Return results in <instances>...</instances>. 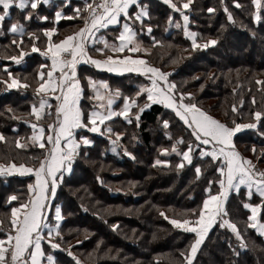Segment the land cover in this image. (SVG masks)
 Instances as JSON below:
<instances>
[{
  "label": "trees",
  "instance_id": "trees-1",
  "mask_svg": "<svg viewBox=\"0 0 264 264\" xmlns=\"http://www.w3.org/2000/svg\"><path fill=\"white\" fill-rule=\"evenodd\" d=\"M154 1L163 3L162 0ZM238 2L243 5L242 8H237L233 0H193L192 10L188 12L189 27L196 30L198 45L209 39L217 40V44L207 48H192V40L184 35L182 20H179L180 28L175 26L177 15L170 7L164 12L149 5L150 14L155 16L149 23L156 27L151 35L144 34L147 40L153 37L161 39L160 44L153 46L144 56L152 65L170 73L176 91L191 93V98L187 97L188 102L195 103L214 118L230 125L233 120L237 123L253 122L251 113L264 112V20H253L251 12L254 9L250 0ZM225 7L232 13L235 23L228 21ZM208 8H213L214 12L209 13ZM54 11V6L40 3L35 10L30 5L25 10L12 8L11 17L2 22L1 47H4V41L21 38L7 33L15 14L21 20H25L29 12L47 15L50 22L48 28L55 26L58 31L68 20L55 22ZM169 15L173 17L171 24L168 22ZM24 20L19 23L25 26V34L44 25L42 19L34 15L28 21ZM74 22L76 19L68 21L69 26L78 24ZM133 28L138 31L135 24ZM110 29L111 26L107 35L111 39L114 34L115 39L117 32H110ZM115 29L112 28L113 31ZM25 34L22 38L28 36ZM137 36H140L138 32ZM26 41L22 48L32 47V43ZM35 44L40 49L44 48L38 42ZM95 49L92 48L93 53L99 54ZM8 53L14 55L17 52ZM27 53L18 65L8 57L0 56L2 74L7 75L3 67L8 62H11L7 66L12 73L19 72L23 76L37 73L38 70L33 67L45 60L39 52L30 50ZM85 72L91 73L92 78L101 76L87 67L81 71ZM130 77L137 78L123 75L110 76L108 80L111 87L113 83L124 90L138 91L134 84L128 85L132 82L128 81ZM29 84L34 85L33 81H28ZM4 86L0 83V133L6 137V141H0V162L11 160L16 164L37 165V158H43L45 150L27 138L33 132L30 123H39L31 120L34 116L30 113L32 105H38L41 95L29 88L4 89ZM138 99L139 104L146 101L143 95ZM233 105L236 112L232 111ZM133 110L137 112L138 108ZM51 117L46 115L43 118L45 128L52 121ZM131 119V123L122 117L109 121L113 133L124 132L119 145L108 139L113 133L108 136L90 133L92 144L81 146L71 172L63 175L55 198L62 209V243L66 248L71 246L81 264H186L181 252L188 251L195 234L175 228L170 221L191 218L192 210L202 206L209 180L219 176L215 172L216 165L210 157L201 158L198 149L193 153L190 164L181 155L172 152V146L179 137L184 138L183 144L176 145L181 153L194 137L171 109L153 103L140 113L139 121L132 116ZM163 120L169 121L167 129ZM132 130L137 138L130 132ZM246 131L248 129L234 137L242 152H246L247 146L252 144H264V136L260 135L264 132V118L257 124L258 137H247ZM17 138L26 147L17 148ZM160 147L168 151L164 152ZM157 160L166 163L157 164ZM179 164L183 166L177 167ZM197 166L201 167L199 177L195 173ZM29 182L30 177L0 175V219L5 218L4 215L15 203L26 199ZM217 188L218 185L214 184L213 193ZM12 194L18 199L9 203L7 197ZM259 200L255 192L249 200L245 189H240L239 194L231 193L226 203L228 216L225 219L236 224L242 240L237 239L227 226L219 227L217 221L209 229L192 264H264V236L248 226L250 211L242 206L244 202L256 204ZM161 212L165 215L161 216ZM261 219L264 221V210ZM9 224L10 220L4 227L9 228ZM242 244L246 246L242 247ZM58 254V264H76L66 251Z\"/></svg>",
  "mask_w": 264,
  "mask_h": 264
},
{
  "label": "snow or ice",
  "instance_id": "snow-or-ice-1",
  "mask_svg": "<svg viewBox=\"0 0 264 264\" xmlns=\"http://www.w3.org/2000/svg\"><path fill=\"white\" fill-rule=\"evenodd\" d=\"M31 3V9L35 10L40 3V0H0V35H3L2 22L9 16L10 7L15 5L20 10H25L27 5ZM49 0H43L47 4ZM71 0H65V5L69 4ZM223 2V0H222ZM163 3L168 5L174 12L180 14L184 21L183 30L186 37L192 39V48L198 47L207 48L210 45L217 44L216 39H209L204 44L198 45L196 40V33L188 30L189 16L185 14V9H189L193 0H179V3L173 0H163ZM237 8H242L238 0H233ZM253 7L251 16L254 21L261 22L264 20V0H250ZM135 5L137 11L129 15L130 6ZM86 12V15L81 13ZM209 13L214 12L213 8H208ZM224 11L227 13L229 22L235 23L234 17L228 8ZM74 17L80 18L83 21V27L78 31L66 36L64 39L54 42L52 40L53 34L57 31L56 28L44 29L43 33L48 37L47 47L40 49L36 46L35 41L39 39L34 33L28 32L27 35L33 40L31 51L39 52L42 56L51 60L50 67L46 64L40 65V71L36 73L39 80L36 94L40 95L51 94L54 97L56 104L54 108L55 119L44 125L39 123H30L33 129L32 135L27 139L32 141L40 149H44L43 158L38 159V166H26L24 163L16 164L11 160L7 163H0V175H11L13 172L20 174L33 173L35 175V183L29 184L28 190L30 195L26 203H20L18 207L11 208L10 228L6 238L0 239V264H57L56 257L51 251L45 252L42 247V241H47L51 250L66 251L69 257L81 264L78 257L71 251V246L63 249L61 244L56 242L57 237H61L60 221L62 220V209L59 205L53 204V200L57 194V188L62 183L65 172H71L73 162L79 155L81 146H88L92 141L84 135H79L77 138V130H86L91 133L112 134L113 129L107 125L106 121H112L113 117H123L128 123L132 122L130 112L135 106L138 111L134 113L135 118L139 121L140 113L144 109L151 106L152 103L162 104L165 108L171 109L175 116L190 129V135L194 140L187 143L186 149L181 153L178 151L176 145L183 144L184 138L179 137L172 146V152L182 155L183 160L189 164L192 162L191 153L199 150L201 158L210 157L215 167V172L219 176L215 180H209L208 187L205 189L207 193L206 198L202 201V206L198 209L192 210L191 218L172 219L170 223L178 229H183L186 232L195 234L194 240L191 242L187 252H181L185 257L186 264H192L193 257L196 255L198 248L203 243L207 236L209 229L219 221V227L227 226L236 235L237 239L242 240L241 234L235 223L225 219L228 216L226 208V201L229 193L235 191L239 194L241 186L247 188L246 196L249 200L253 196V189L258 194L259 203L253 204L244 202L243 208L250 210V215L247 217L249 227L257 229V231L264 233V223L258 218L264 210V170H258L251 159L243 156L236 150L234 144V137L244 129H257V124L264 118V112L255 111L251 113L252 121L249 123H237L235 120L229 123L222 122L219 119L211 116L207 111L198 107L195 103H185V97L191 98V93L181 92L179 96L176 93V84L170 82L168 77L170 73L161 71L160 68L151 65L145 57L130 55L131 53H145L149 54L148 48H142L136 42L137 31L133 28V24L139 22L140 31H146L151 35V25L145 26L144 19L149 17L148 6L142 5L138 0H99L96 3H88L85 0L83 9L76 7L73 9ZM62 13L57 11L55 18L57 21L61 19ZM31 17V12L25 16V20ZM124 19L122 31L116 40L118 44L113 43L109 45L108 41L100 37L104 47L96 48L95 51L103 55L105 51L111 53H126L124 55H107L104 59H96L89 54L87 45L94 43L96 33L109 25H116L120 19ZM46 20L47 17H40ZM131 21V23H129ZM173 17L168 16V22L171 24ZM177 28H180V23H176ZM11 34L19 35L21 40L17 42L13 40L12 43L20 48L19 54L10 56L8 59L14 61L17 65L21 63L22 59L28 55L21 47L24 41L26 29L23 24L12 23L8 28ZM160 44V41L153 37V45ZM81 61L90 63L97 68H105L109 72H135L147 76L150 83L148 85H141L134 97L124 96L123 106L119 111L113 110L111 105L112 99L107 100V106L100 103L98 106H93V110L85 112L80 106V98L83 94V87L81 81L77 77L76 66ZM48 69L45 71V69ZM3 71L7 74L8 79L0 78V83L6 85L8 89L14 88H28L27 83H22L20 79L13 76L9 71L8 66L3 67ZM58 71V75L54 73ZM87 86L89 88H96V81L91 77H87ZM257 83H261L257 81ZM99 84L107 88V82L100 81ZM114 95H120L119 90H116ZM146 97L143 106H140L138 99ZM93 99L103 101L99 91H96ZM242 103V101H241ZM53 105L46 99L41 97L39 106L32 105L30 115L35 117L36 121L52 115ZM48 109L46 112L45 110ZM99 109H104L100 111ZM9 111H11L9 109ZM232 111L236 112V106H232ZM104 125V128H101ZM164 128L169 127V121L163 120ZM121 133H116V140H112L115 144L119 139ZM264 136V132L260 133ZM111 139V135L109 136ZM0 141H6V137L0 133ZM17 148L26 147L22 144L20 139L15 141ZM211 145V148L203 146ZM115 151V149H113ZM162 151L167 152V149ZM251 152L256 154L255 145L252 146ZM131 155V153H128ZM264 156V150L261 152ZM257 156V160L261 159ZM6 159V157H5ZM157 164L166 163L165 161H156ZM182 164L177 167H182ZM196 176L201 175V167L195 168ZM218 185L215 193H213V185ZM15 194L9 195L7 201L17 200ZM49 213H54L49 215ZM161 216L165 214L160 213ZM167 219V217H165ZM52 219L55 223H49ZM0 220V225H3ZM115 227V226H113ZM44 229H47V234L44 235ZM2 230V228H0ZM79 243V241H77ZM246 246L244 244L241 245Z\"/></svg>",
  "mask_w": 264,
  "mask_h": 264
},
{
  "label": "rangeland",
  "instance_id": "rangeland-1",
  "mask_svg": "<svg viewBox=\"0 0 264 264\" xmlns=\"http://www.w3.org/2000/svg\"><path fill=\"white\" fill-rule=\"evenodd\" d=\"M163 1V0H162ZM173 2H176V3H179V2H177V0H173ZM142 5H144V4H146L147 6H148V11H149V17L148 18H145L144 19V24H145V26H147V25H151V27H152V30H153V28L155 29V25L154 24H152V23H149L150 21V19H154L155 18V16H153V15H151L150 14V9H149V5L151 6H153V7H156V8H158V9H160V10H162V11H166L167 10V7H169L168 5H166V4H164V3H162V2H155L154 0L152 1V0H144L142 3H141ZM83 7H84V5H83ZM83 7L81 8V9H83ZM192 4L190 5V7H189V9H185L184 11H185V14H187L188 16L190 15V13L188 14V12L190 11V10H192ZM82 15H86L87 13L86 12H83L82 11V13H81ZM175 14L177 15V18H176V23L178 22L179 23V20L181 19L182 20V23H183V25H184V21H183V19H182V17L180 16V14L179 13H177V12H175ZM28 15V13L26 14V16ZM31 15H34V17L35 18H37V19H40V17H47V19L46 20H41V22H44V25L41 27V29H38V30H32V31H30V32H32V33H34L37 37H39V39H37L35 42H38V43H40L41 45H43L44 46V48H42V49H45L46 47H47V42H48V37H46L45 35H44V33H43V30L44 29H51V28H48V24L50 23H48V16L47 15H41L40 13H35V14H33V12H31ZM71 17L72 18H66L65 20H63V21H66V20H68V21H71V20H74V19H76V22H74V23H78V24H73V23H71V24H73L72 26H69L70 25V23H68V21H66L65 23H63V24H65V25H61L60 27L61 28H59V30L58 31H56L54 34H53V36H52V40L54 41V42H58L59 40H62V39H64L66 36H68V35H71L72 33H74V32H76L78 29H80L81 27H83V21L80 19V18H75L74 17V13H72V15H71ZM14 18H15V20H14V22H16V23H19V22H21L22 23V20H24V19H22L21 20V17L18 15V14H15L14 15ZM51 19H52V17H50ZM49 18V19H50ZM29 19H27V21H28ZM25 21V20H24ZM51 22H52V20H51ZM189 23H190V17H189V22H188V25H187V27H188V30L190 31V32H195L196 34H197V32H196V30H191L190 29V27H189ZM134 25V24H133ZM135 26H136V28H137V32H138V34L140 35V36H136V38H135V40H136V42L137 43H139L140 45H141V47L142 48H148L149 50L153 47V46H155V45H153V38H151V39H148L147 40V38H145L144 37V34H147V35H149L148 33H147V31H146V28H145V31H143V32H141L140 31V24H139V22H136L135 23ZM54 28H56L55 26H54ZM76 29V30H75ZM75 30V31H74ZM25 35H27V33L25 34ZM61 37V38H60ZM110 37H112L111 36V34H110ZM109 37L107 36V39H108ZM190 38V37H189ZM196 38V37H195ZM23 39V41L25 42V40H27L26 42H31V43H33V40L29 37V36H27V37H25V38H22ZM191 39V38H190ZM13 40H16L17 42H19L20 40H21V38H14ZM12 40V41H13ZM151 40V41H150ZM156 40H158V41H160L161 42V39L160 38H156ZM192 40V39H191ZM12 41H4V44L6 45H4V47H6V48H4L3 46L1 47V44H0V56H2V57H10V56H15V55H18L19 54V51H20V48H17V46H16V44H13L12 43ZM28 43V44H29ZM108 43H109V45H111V44H113V43H116L117 44V40H116V38L114 39V34H113V37L110 39H108ZM99 44H100V46H99ZM99 44H97L96 46H99V48H102V47H104V44L103 43H100L99 42ZM165 45H167V44H165ZM37 46V45H36ZM22 47V46H21ZM38 47V46H37ZM1 48H2V50H1ZM24 49V51L25 52H28V51H30L31 50V46L30 47H28V48H23ZM11 51H16L17 53L16 54H14V55H8L9 53L8 52H11ZM90 53L92 54V55H94V56H100V57H106L107 55H124V54H126V53H120V54H116V53H111V52H109V51H105V53L103 54V55H101L100 53L99 54H94L93 53V51H90ZM144 54L145 53H143V52H140V53H131L130 55H132L134 58L136 57V56H141V57H145L144 56ZM146 58V57H145ZM147 59V58H146ZM148 60V59H147ZM148 62L151 64V62L148 60ZM8 64H11V62H8V63H6L5 65H8ZM41 64H45V62L44 61H39V63L37 64L36 63V65L33 67V69H35V70H38V71H40V65ZM152 65V64H151ZM153 66H155V65H153ZM155 67H158V66H155ZM159 68V67H158ZM161 69V68H160ZM48 69L46 68L45 69V71H47ZM2 70L0 69V78H3V79H8V77H7V75H4V74H2V72H1ZM37 71V72H38ZM161 71H163V72H168V71H166V70H162L161 69ZM18 75V76H17ZM21 75H22V77H21ZM13 76L14 77H17L18 79H20L21 80V82L22 83H27L28 84V81L29 82H31V81H33V83H34V85H30L29 84V89H32V90H36V88L38 87V83H39V80H38V78H37V76H36V73H34V74H26V75H24L23 76V74H19V72H15V73H13ZM91 76H93L91 73H89V72H85V73H80V81H81V86L83 87V97H82V99H81V102H80V106H81V108L83 109V110H85V112L87 113V110H88V108L90 109V106H91V103H94L95 102V99H93V96H92V94H91V91L92 90H94L93 88H89L88 86H87V77H91ZM92 78V77H91ZM100 78L101 79H103V77H101L100 76ZM106 79H107V82H108V84H109V86L111 87V85H110V83H109V80H108V77H106ZM168 79L170 80V82H173L174 83V80L173 79H171L170 77H168ZM96 80V78L93 80V81H95ZM98 81V80H97ZM96 81V82H97ZM128 81H132V82H130V83H128V85L130 84H136V85H138L135 89L137 90V89H139V87L141 86V85H144L145 83H146V81L144 80V79H139V78H134V77H130L129 79H128ZM127 81V82H128ZM112 87H113V92L115 93V91L116 90H119V92H120V96H122V97H124V96H128V97H134L135 96V93L137 92V91H130V90H124L122 87H118L117 85H113V83H112ZM111 87V88H112ZM3 88V87H2ZM4 89H6V87L4 86ZM111 90V89H110ZM176 93H177V96H179V92H177L176 91ZM138 99V98H137ZM138 101H139V99H138ZM185 103H189L188 102V100H187V97H185V101H184ZM139 103V102H138ZM143 104V103H142ZM142 104H139V105H142ZM143 106V105H142ZM134 108H137V107H134ZM133 108V109H134ZM132 109V110H133ZM89 112V111H88ZM134 113H136V112H134V110L133 111H131L130 112V117L132 116L133 117V119L135 118V115H134ZM46 116V115H45ZM48 117V116H47ZM34 119H31V120H35V117H33ZM52 118V121L54 120V115L51 117ZM136 119V118H135ZM36 121V120H35ZM34 121V122H35ZM52 121H50L49 123H51ZM39 122V124H42V125H44L45 126V119H43L42 118V120H40V121H38ZM48 123V124H49ZM107 125H109V126H111L112 128H113V126L111 125V124H109V123H107ZM47 126V125H46ZM117 126H119V124L117 125ZM116 126V127H117ZM131 133H133L134 134V136L137 138V134H136V132L134 131V130H132V131H130ZM116 133H121L122 135L120 136V138L123 136V134H124V132H114L113 134H112V137H111V139H109V137H108V139L109 140H116L115 138H116V136H115V134ZM246 135H247V137H249V136H254V137H258L259 136V133H258V131H256V129H248V131H246ZM102 135V134H101ZM105 136L107 135H109V134H104ZM86 136L92 141L93 140V136L91 135V134H89V133H87L86 134ZM243 139H245V137H242ZM242 138L241 139H239V140H242ZM260 138H263V137H260ZM237 143V141H236V139H234V144H235V146L238 148V144H236ZM116 144L117 145H119V144H121V141H120V139L116 142ZM253 145H255V147H256V154L254 155L252 152H251V148H252V146ZM247 147H249V148H247V151L246 152H242V150H240V148H238V150H239V152L243 155V156H245V157H248L249 159H251L252 161H253V163L255 164V165H258L259 167H261V168H264V156H261V152H262V150H264V144L263 145H256V144H252V145H250V146H247ZM206 148V147H205ZM160 149L161 150H163L164 148L163 147H160ZM174 153V152H173ZM176 153V152H175ZM177 154V153H176ZM191 155H193V153H191ZM199 155V154H198ZM182 156V155H181ZM257 156H261V159H259V160H257ZM0 163H2V162H0ZM26 166H31V167H37L38 166V164L37 165H27V164H25ZM31 183V182H30ZM28 198H29V195H27V197H26V199L25 200H23V201H21L20 203H26L27 201H28ZM227 203V202H226ZM18 203H15V205H17ZM59 204V203H58ZM14 205V206H15ZM10 216H11V208L7 211V213H6V215H4V219H0V220H2L4 223H3V225H1L0 226V228H2V230H0V233H1V235H4L5 233H6V230H8V231H11V228H10V224H9V228L7 227V229L4 227V225H6L7 226V223L9 222V218H10ZM6 220H7V222H6ZM0 235V236H1ZM56 242H58V243H60L61 244V246H62V248L63 249H67L66 248V246H64L63 245V243H62V236L61 237H57L56 238ZM53 252H54V254L56 255V257H57V259H58V253H62V252H65V251H62V250H59V249H57V250H52ZM72 251V250H71ZM73 252V251H72Z\"/></svg>",
  "mask_w": 264,
  "mask_h": 264
},
{
  "label": "crops",
  "instance_id": "crops-1",
  "mask_svg": "<svg viewBox=\"0 0 264 264\" xmlns=\"http://www.w3.org/2000/svg\"><path fill=\"white\" fill-rule=\"evenodd\" d=\"M138 2L141 4L142 3V0H138ZM40 4L41 5H46V6H54L55 7V11H54V21L55 22H59L60 20H62V19H66V18H72L71 17V15H72V13H74L73 12V9L74 8H76V7H83V5L85 4V0H71V2L69 3V4H67V5H65V0H49V2L47 3V4H44L43 3V0H40ZM28 5H30L31 6V3L29 2V4ZM27 5V6H28ZM17 8L15 5H13V6H11L10 7V10H9V16L8 17H6L5 19H9L10 17H11V9L12 8ZM17 9H19V8H17ZM0 11H2V6H0ZM57 11H60L61 13H62V16H61V19L59 20V21H57L56 20V18H55V13L57 12ZM137 11V9H136V7H135V5H132V6H130V8H129V15H132L133 13H135ZM125 21H124V19L123 18H121L120 19V22L118 23V24H116V25H109L107 28H102V29H100L97 33H96V38H95V42L94 43H89V46H88V50H89V54L91 55V56H93L94 58H96V59H104L105 57H100V56H94V55H92L91 53H90V51H92V48H94L95 49V47H96V45L97 44H99V42L100 43H103L102 41H100V37H103L104 39H106L107 41H108V39H107V34H108V29L110 28V26H111V31L110 32H117V36H119V34H120V32L123 30L122 29V25H123V23H124ZM13 23H16V22H13ZM129 23H130V21H129ZM12 24V23H11ZM10 27V26H9ZM112 28H116L115 29V31H113L112 30ZM79 30V29H78ZM77 30V31H78ZM7 33H9V32H7ZM17 36H19V35H17ZM119 43V41L117 40V44ZM99 46H100V44H99ZM43 58H44V60H45V64L46 65H48L49 67H50V65H51V60L50 59H48V58H46V57H44L43 56ZM84 67H87V68H90V69H93L94 71H96L97 73H99L100 75H101V77H103V79H101L100 78V76H97V77H95L96 78V80L95 81H97V83H96V88L94 89V90H92L91 91V94H92V96L94 97L95 96V94H96V91H99L100 92V94H101V96H103L104 97V99H103V101H98V100H96L95 99V102L94 103H91V106H90V109L88 108V110H87V112L88 111H91V110H93V106H98L100 103H104L105 104V106H107V100L110 98V99H112L113 100V103H112V105H111V107H112V109L113 110H116V111H119L121 108H122V106H123V103H124V100H123V97L122 96H120V95H114V92H113V88H111L110 86H109V84H108V82H107V79H106V77H110V76H113V77H121V76H123V75H134L135 77H137V78H139L140 80L141 79H144L145 81H146V83L144 84V85H148L149 83H150V81L148 80V78H147V76H145V75H142V74H139V73H135V72H109V71H107V69H105V68H97V67H95L94 65H91L90 63H86V62H84V61H81L79 64H77V66H76V71H77V77L78 78H80V73H81V71L82 70H84ZM103 74H105L106 76H103ZM56 75H58V71L56 72V73H54V76H56ZM95 78H92V80H94ZM169 80V79H168ZM100 81H105V82H107V85H108V87L107 88H104V87H102L100 84H99V82ZM170 81V80H169ZM138 85H136V84H134V87L136 88ZM111 89V90H110ZM41 95V97H43L44 99H46L50 104H52L53 105V107H52V109H51V111H52V115L51 116H53L54 115V119H55V112H54V108H55V104H56V101H55V99H54V97L53 96H51V94H44V93H41L40 94ZM82 97H83V94H82V96H81V98H80V101H79V103L81 102V99H82ZM41 99V98H40ZM40 101V100H39ZM153 104V103H152ZM151 104V105H152ZM162 105V104H161ZM37 106H39V102H38V105ZM135 107V106H134ZM133 107V108H134ZM132 108V109H133ZM149 108V107H148ZM100 111H104V109H99ZM145 110V109H144ZM46 112L48 111V109H46L45 110ZM132 111V110H131ZM115 117H113V119H114ZM123 118V117H122ZM106 124L107 123H109V121H106L105 122ZM101 128L103 129L104 128V125H101ZM77 132H78V135H77V138H79V135H84V136H86V134L87 133H91V132H88V131H86V130H77ZM91 134H100V133H91ZM101 135V134H100ZM236 147V146H235ZM207 148L208 149H210L211 148V145H208L207 146ZM236 150L237 151H239L238 150V148L236 147ZM67 173H69V172H65L64 174H67ZM13 174H15V175H18V176H20V177H30V182H31V184H34L35 183V175L33 174V173H27V174H20L19 172H13L11 175H13ZM30 182H29V184H30ZM241 189H245L246 190V192H247V188L246 187H244V186H241ZM253 192H255V190L253 189ZM231 193H236L235 191H231L230 193H229V196L231 195ZM29 195V198H30V193L28 194ZM229 196H228V198H229ZM29 198H28V200H29ZM56 198V197H55ZM55 198H54V200H53V204H55V205H59L60 206V204H58V202H56V200H55ZM228 200V199H227ZM227 202V201H226ZM20 204V203H19ZM19 204H17V205H13L11 208H13V207H18L19 206ZM250 211V210H249ZM263 211V210H262ZM54 213H49V215L51 216V215H53ZM261 214H262V212H261ZM261 214H260V216L258 217L259 219H260V221L262 222V223H264V221L261 219ZM62 221H63V218H62V220L60 221V225H61V223H62ZM49 223H55V221L54 220H52V219H50L49 220ZM257 230V229H256ZM259 232V231H258ZM259 233H261V232H259ZM47 234V229H44V235H46ZM263 236H264V233H261ZM6 236H7V233H5L4 235H1L0 236V239H4V238H6ZM42 247L44 248V250H45V252H49V251H51L52 252V254L56 257V255L54 254V252L50 249V246L47 244V241L45 240V241H42ZM56 260H57V257H56ZM57 264H58V261H57Z\"/></svg>",
  "mask_w": 264,
  "mask_h": 264
},
{
  "label": "built area",
  "instance_id": "built-area-1",
  "mask_svg": "<svg viewBox=\"0 0 264 264\" xmlns=\"http://www.w3.org/2000/svg\"><path fill=\"white\" fill-rule=\"evenodd\" d=\"M87 2H88V3H93V0H87ZM95 2H96V3H99V0H95ZM88 46H89V44L87 45V48H88ZM256 168H257L258 170H264V168H261V167H259L258 165H256Z\"/></svg>",
  "mask_w": 264,
  "mask_h": 264
}]
</instances>
